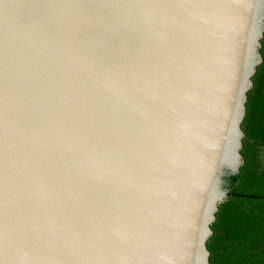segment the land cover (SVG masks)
Masks as SVG:
<instances>
[{"label":"water","instance_id":"water-1","mask_svg":"<svg viewBox=\"0 0 264 264\" xmlns=\"http://www.w3.org/2000/svg\"><path fill=\"white\" fill-rule=\"evenodd\" d=\"M263 35L264 0H0V264H210Z\"/></svg>","mask_w":264,"mask_h":264},{"label":"trees","instance_id":"trees-1","mask_svg":"<svg viewBox=\"0 0 264 264\" xmlns=\"http://www.w3.org/2000/svg\"><path fill=\"white\" fill-rule=\"evenodd\" d=\"M260 53L241 123L244 164L222 176L228 197L211 225L210 264H264V35Z\"/></svg>","mask_w":264,"mask_h":264}]
</instances>
